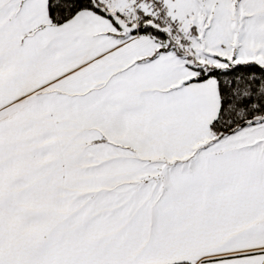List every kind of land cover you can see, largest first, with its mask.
I'll return each instance as SVG.
<instances>
[{"label": "snow or ice", "instance_id": "6c2138e0", "mask_svg": "<svg viewBox=\"0 0 264 264\" xmlns=\"http://www.w3.org/2000/svg\"><path fill=\"white\" fill-rule=\"evenodd\" d=\"M0 264H264V0H0Z\"/></svg>", "mask_w": 264, "mask_h": 264}]
</instances>
